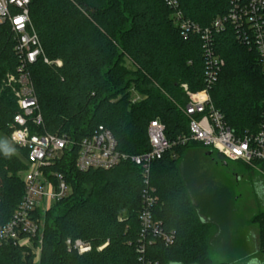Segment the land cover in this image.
<instances>
[{
  "label": "trees",
  "instance_id": "16d2710c",
  "mask_svg": "<svg viewBox=\"0 0 264 264\" xmlns=\"http://www.w3.org/2000/svg\"><path fill=\"white\" fill-rule=\"evenodd\" d=\"M174 1L175 6L165 0H29L31 23L50 62L29 66L42 133L78 143L101 126L110 131L117 150L129 156L149 151L147 126L152 120L161 122L168 140L187 135L189 121L182 109L188 98L182 86L191 93L203 89L205 58L200 36L182 33L174 16L204 29L227 14L230 0ZM14 43L9 26L1 25L0 134L6 137L18 113L5 82L20 64ZM212 52L224 61L209 90L213 107L234 134L256 132L264 104L256 52L239 44L232 28L213 35ZM132 91L144 98L133 102ZM5 149L11 148L0 141V224L20 201L18 175L26 158L17 148L6 158ZM197 152L213 154L191 142L151 165L149 186L158 198L153 219L159 230L172 235L165 245L156 236L143 239L140 234V168L126 161L110 170L80 172L74 147L50 168L71 194L43 215L38 264H137L142 245L151 264H229L213 263L210 255L229 247L232 197L192 167L188 155ZM254 222L258 255L264 259V212ZM68 240L88 244L90 250L79 254L68 248ZM0 264L35 263L26 250L7 244L0 247Z\"/></svg>",
  "mask_w": 264,
  "mask_h": 264
},
{
  "label": "built area",
  "instance_id": "2783aa9c",
  "mask_svg": "<svg viewBox=\"0 0 264 264\" xmlns=\"http://www.w3.org/2000/svg\"><path fill=\"white\" fill-rule=\"evenodd\" d=\"M165 2L175 6L174 0ZM178 16L176 14L174 18L182 33L190 31L200 36L205 58L203 89L191 93L185 85L182 86L188 98L182 109L189 121L188 134L168 140L161 122L152 120L147 126L149 151L129 156L117 150L112 134L101 126L78 143L65 135L42 133L43 118L30 79L29 66L39 60L45 64L50 62L31 23L29 0H0V26H9L15 41L13 50L20 60L17 73L8 75L5 80L18 107V113L8 125V139L15 148L26 152L25 168L18 175L22 195L10 218L0 224V247L10 244L22 248L38 264L43 215L54 202L71 194L63 178L50 168L74 147L75 168L80 172L110 170L126 161L140 168L144 186L138 216L140 234L143 239L149 235L156 236L165 245L171 244L172 235L159 230L153 219L158 198L155 189L149 186V177L151 165L166 152L192 142L208 148L225 162H238L254 169L264 166V104L258 130L236 135L227 128L223 116L215 110L209 97V90L224 66V61L212 52L213 35L226 28L234 30L239 44L256 52L264 81V0H230L227 14L217 17L210 27L204 29L189 21L180 22ZM55 64L59 66L60 62L56 61ZM66 244L79 254L90 250L88 244L78 240L73 243L68 240ZM144 256L142 245L137 264H151Z\"/></svg>",
  "mask_w": 264,
  "mask_h": 264
},
{
  "label": "rangeland",
  "instance_id": "374dc122",
  "mask_svg": "<svg viewBox=\"0 0 264 264\" xmlns=\"http://www.w3.org/2000/svg\"><path fill=\"white\" fill-rule=\"evenodd\" d=\"M123 64L133 71L128 61ZM131 97L133 102L144 98L136 91L131 92ZM0 141L15 149L8 137L0 134ZM188 158L199 174H203L213 185L228 189L232 197L229 226L232 238L225 252L210 255L212 262L248 264L251 259L256 258L260 264H264V259L256 254L259 231L254 222V218L264 212V170L249 169L238 162H225L215 154L207 156L205 152L189 154Z\"/></svg>",
  "mask_w": 264,
  "mask_h": 264
},
{
  "label": "clouds",
  "instance_id": "9594fccd",
  "mask_svg": "<svg viewBox=\"0 0 264 264\" xmlns=\"http://www.w3.org/2000/svg\"><path fill=\"white\" fill-rule=\"evenodd\" d=\"M15 153V149H5V157L10 158ZM248 264H260V261L256 258L251 259Z\"/></svg>",
  "mask_w": 264,
  "mask_h": 264
},
{
  "label": "water",
  "instance_id": "95a60500",
  "mask_svg": "<svg viewBox=\"0 0 264 264\" xmlns=\"http://www.w3.org/2000/svg\"><path fill=\"white\" fill-rule=\"evenodd\" d=\"M211 155H212L211 152L207 153V156H211Z\"/></svg>",
  "mask_w": 264,
  "mask_h": 264
},
{
  "label": "flooded vegetation",
  "instance_id": "af4514ba",
  "mask_svg": "<svg viewBox=\"0 0 264 264\" xmlns=\"http://www.w3.org/2000/svg\"><path fill=\"white\" fill-rule=\"evenodd\" d=\"M256 254L258 255V247H257V250H256ZM259 256V255H258Z\"/></svg>",
  "mask_w": 264,
  "mask_h": 264
},
{
  "label": "snow or ice",
  "instance_id": "6c2138e0",
  "mask_svg": "<svg viewBox=\"0 0 264 264\" xmlns=\"http://www.w3.org/2000/svg\"><path fill=\"white\" fill-rule=\"evenodd\" d=\"M18 23H19V21H18Z\"/></svg>",
  "mask_w": 264,
  "mask_h": 264
}]
</instances>
